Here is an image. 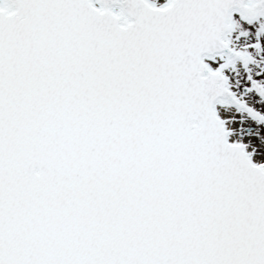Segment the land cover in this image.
I'll return each instance as SVG.
<instances>
[{"label": "snow or ice", "instance_id": "snow-or-ice-1", "mask_svg": "<svg viewBox=\"0 0 264 264\" xmlns=\"http://www.w3.org/2000/svg\"><path fill=\"white\" fill-rule=\"evenodd\" d=\"M0 264H264V0H0Z\"/></svg>", "mask_w": 264, "mask_h": 264}]
</instances>
